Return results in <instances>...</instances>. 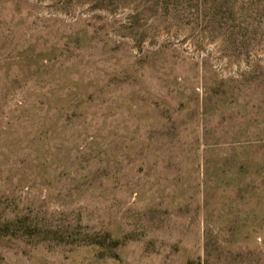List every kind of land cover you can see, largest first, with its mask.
I'll use <instances>...</instances> for the list:
<instances>
[{"label":"rangeland","instance_id":"374dc122","mask_svg":"<svg viewBox=\"0 0 264 264\" xmlns=\"http://www.w3.org/2000/svg\"><path fill=\"white\" fill-rule=\"evenodd\" d=\"M0 264H264V0H0Z\"/></svg>","mask_w":264,"mask_h":264}]
</instances>
